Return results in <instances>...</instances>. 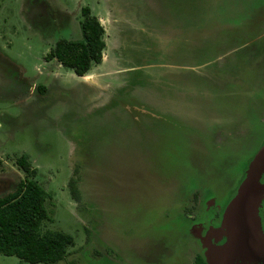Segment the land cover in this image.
Returning a JSON list of instances; mask_svg holds the SVG:
<instances>
[{
  "label": "rangeland",
  "instance_id": "rangeland-1",
  "mask_svg": "<svg viewBox=\"0 0 264 264\" xmlns=\"http://www.w3.org/2000/svg\"><path fill=\"white\" fill-rule=\"evenodd\" d=\"M169 7L168 0H0V197L26 178L16 165L25 156L28 176L49 195L41 231L73 238L67 257L54 264L205 259L211 241L195 236L185 220L200 219L206 206L224 212L245 178V163L219 154L227 159L248 141L250 124L264 123L263 9L232 27L221 24L219 14L203 26L199 19L192 23L196 13L188 14L184 30L174 15L165 17ZM82 8L102 25L105 48L101 64L78 79L44 58L57 40L81 39ZM184 42L179 50L176 44ZM163 51L172 66H186L188 93L197 95L186 100L195 107L183 118L184 130L126 110L147 105L163 116L180 109L181 76L171 81L168 72V82L157 84L135 78ZM3 62H12L16 80ZM170 71L179 75L177 68ZM198 129L218 152L206 150L194 136ZM216 176L228 190L220 191L224 210L208 199ZM71 180L78 201L70 196ZM257 184L264 185V172ZM263 204L264 194L256 207L260 233ZM0 264L27 263L0 255Z\"/></svg>",
  "mask_w": 264,
  "mask_h": 264
},
{
  "label": "trees",
  "instance_id": "trees-1",
  "mask_svg": "<svg viewBox=\"0 0 264 264\" xmlns=\"http://www.w3.org/2000/svg\"><path fill=\"white\" fill-rule=\"evenodd\" d=\"M168 1L177 11L182 5L188 7V11H190L189 6L199 7L196 12L202 26L205 25V19L215 14H219L218 19L221 24H224L222 21H226L227 26H237L264 8V0ZM80 14L83 17L79 25L81 39L57 40L44 58L45 61L55 60L62 68L70 70L77 77L86 75L93 66L101 63L105 48L104 31L99 20L90 15L88 8H82ZM39 90L43 92V88ZM189 134L186 132V137L190 136ZM249 138L256 140L252 149L254 153L264 143V123L250 124ZM16 165L27 175L13 192L0 197V255L15 257L18 261L27 264H54L62 261L67 257L68 249L74 244L73 238L58 231H41L42 224L49 220L45 207L49 195L28 176L30 168L25 156L18 157ZM69 187L71 198L78 201L73 180L69 182ZM193 264L206 263L202 256H196Z\"/></svg>",
  "mask_w": 264,
  "mask_h": 264
},
{
  "label": "flooded vegetation",
  "instance_id": "flooded-vegetation-1",
  "mask_svg": "<svg viewBox=\"0 0 264 264\" xmlns=\"http://www.w3.org/2000/svg\"><path fill=\"white\" fill-rule=\"evenodd\" d=\"M34 0H31V5H32V2ZM40 4V2L38 3ZM169 5H170V2H169ZM188 7L186 6H181V9H183L181 11V9H178L179 11L175 10V8H173L171 5L169 7V9L167 8L166 12H165V17L166 18H173L171 15H174L175 18L173 19H176L178 18L179 21H182L183 22V29L186 30V16L188 14H194L196 13L197 16H198V13L196 12L197 11V8L199 7H191L189 6V9L190 11H188L187 9ZM263 9V13H264V8ZM173 10V11H172ZM193 21L192 23H197L198 21V17H195V18H192ZM198 25V23L196 24ZM198 28V27H197ZM235 29H239V28H235ZM238 30H236L237 32ZM235 33V32H234ZM148 34H150L149 30H148ZM178 45L179 47V50H181L182 48H185L186 46V43H182V44H176ZM164 52L166 51H163L162 52V56L161 58L159 59H155L152 57L150 58L151 62H154L153 64H150L148 65V69H143L142 71L145 73V74H142V75H139L136 78V81L140 83H142L143 81L146 83L147 80L151 81L152 80V83L154 84H157V82H168V72H170L172 74V77H171V81H177V79L180 81V76L183 78L184 81H180L181 83H183L184 85V88L180 90H184L183 92H180V109H175V110H170L169 113L167 112H164V115L161 116L160 114H158L159 112L156 110V108L154 107H147V109L143 110V111H140V109L136 108V107H131L130 109H126L128 107H125V109L130 112L131 114L132 113H135L136 114H139V113H142L144 116H143V120L147 122V119H152V120H162L163 121V124H165V126H167V128L169 129H173V130H184L183 129V125L182 124H185L186 127H187V124L186 122L183 120L184 117H186V113H187V110H191V109H194V105H191V104H188L186 102L187 98L188 97H191V96H197L195 92L191 91L190 94L188 93V89L192 88V87H189L187 86V84L190 83V81H188L186 75H185V72L182 71V70H186V66L181 64V62H179L176 66V64H174V66L171 65L170 63V60L171 59H165L163 57V55L165 54ZM154 55V52H152V56ZM181 58V57H180ZM149 59V58H147ZM141 62H143L144 60L141 59L140 60ZM169 61V62H168ZM4 63V62H3ZM6 63V62H5ZM4 63V64H5ZM6 65V69H7V73L10 75V79L11 81H14L18 78V73L12 69V66H10L8 63L5 64ZM147 66V65H146ZM174 67V68H177L178 69V73L179 75H174L172 73V71H170V69ZM157 68L158 71L155 75H151V74H148V73H151V70ZM182 71V72H181ZM21 73V72H20ZM155 77L157 79H155ZM10 79H9V82H10ZM139 79V80H138ZM161 81H160V80ZM175 79V80H173ZM11 84L12 82H10V87H11ZM18 85V84H17ZM1 83H0V87H1ZM133 88V90L135 89L134 86H130V88ZM127 88H129V85L127 86ZM126 88V89H127ZM2 88H0L1 90ZM11 92V90H10ZM194 93V94H193ZM121 97V96H120ZM151 99H152V96H150ZM193 101V100H192ZM117 108V107H116ZM160 111V110H159ZM167 111V110H166ZM144 112V113H143ZM191 113V112H190ZM136 120H138V118H135ZM190 119V118H189ZM193 119H197L196 117H194ZM190 129L192 128H196V127H188ZM200 129L197 130V133L194 135V136H198L200 138V142L201 144L206 148V150H208L209 152H213V151H217V149H214L210 142H209V139H210V136L205 132V134L199 132ZM188 135V134H187ZM190 136H192L191 134H189ZM250 142H252V148H251V152H250ZM255 143H256V140H253V139H250L248 138V141L245 142L242 146L239 147V150L235 153H230L229 157L227 159H225V153H222L223 156H220V158L224 161L228 160H233L235 162H239V164L241 165L242 163H247L246 164V168L248 166V163L253 159V157L255 156V154L257 153V151L262 147L264 146V143L256 150V152L252 153V149L254 148L255 146ZM178 151H181V149H178ZM218 152V151H217ZM251 153L253 154L251 156ZM220 155V154H219ZM245 156V157H244ZM181 157L183 158H187L185 155L181 154ZM244 157V158H243ZM249 157V159H248ZM240 159V160H239ZM181 168V167H180ZM245 168V170H246ZM244 170V172H245ZM181 172H186V167L185 169L183 170H180ZM177 172V171H175ZM219 176H216L215 178H213V183L214 185L213 186H209L208 189H207V192L209 193V200H219L222 204H223V210L226 206V203L227 201L223 199H219L223 193H220L221 190L223 191H228L227 189H225V186H223L222 182L218 180H215L217 179ZM216 182V183H215ZM210 183V182H208ZM223 213V211H222ZM222 213L219 214V213H216L215 211L211 210L208 208V206H206V210L203 211L200 216L201 218L198 219V220H195V221H192L189 220V218H186V222L191 225V227H193L194 230H192V233H194L195 236H199V239L200 237H205V239L209 242L211 241L210 244H214V245H221L222 242L224 241V238L221 239V240H218V237L216 236H211V232L213 230H216L219 226V220L222 218ZM259 214H260V218H261V229H262V233H263V236H264V204L263 206L260 208V211H259ZM198 239H196L197 241ZM198 256V255H197ZM200 256V255H199ZM205 261V259H204ZM206 263V262H205ZM234 264H264V257H259L258 259H254V260H249L248 258L244 259L243 261L240 260V261H237L235 262Z\"/></svg>",
  "mask_w": 264,
  "mask_h": 264
},
{
  "label": "water",
  "instance_id": "water-1",
  "mask_svg": "<svg viewBox=\"0 0 264 264\" xmlns=\"http://www.w3.org/2000/svg\"><path fill=\"white\" fill-rule=\"evenodd\" d=\"M263 172L264 146L248 163L237 194L223 212L221 226L211 232L218 240L226 238V243L210 244L206 264H234L246 258L264 257V236L259 231L256 215L257 204L264 194V185L257 184Z\"/></svg>",
  "mask_w": 264,
  "mask_h": 264
},
{
  "label": "crops",
  "instance_id": "crops-1",
  "mask_svg": "<svg viewBox=\"0 0 264 264\" xmlns=\"http://www.w3.org/2000/svg\"><path fill=\"white\" fill-rule=\"evenodd\" d=\"M102 58H103V54H102ZM4 63H5V62H4ZM7 63L11 66V63H12V62H6L5 64H7ZM100 64H101V63H100ZM98 65H99V64H98ZM15 66H16V65H15ZM15 66H14V67H15ZM95 66H97V65H95ZM87 74H88V73H87ZM87 74H86V75H87ZM86 75H84V76H82V77H78V79H83Z\"/></svg>",
  "mask_w": 264,
  "mask_h": 264
}]
</instances>
